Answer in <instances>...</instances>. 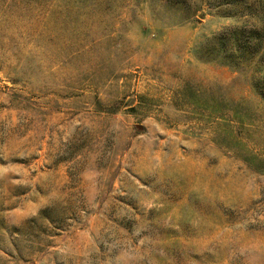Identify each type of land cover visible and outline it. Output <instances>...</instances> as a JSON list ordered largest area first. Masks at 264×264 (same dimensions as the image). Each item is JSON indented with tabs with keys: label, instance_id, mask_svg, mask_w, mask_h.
I'll return each mask as SVG.
<instances>
[{
	"label": "rangeland",
	"instance_id": "obj_1",
	"mask_svg": "<svg viewBox=\"0 0 264 264\" xmlns=\"http://www.w3.org/2000/svg\"><path fill=\"white\" fill-rule=\"evenodd\" d=\"M242 25L264 0H0V264H264V66L205 45Z\"/></svg>",
	"mask_w": 264,
	"mask_h": 264
},
{
	"label": "trees",
	"instance_id": "obj_2",
	"mask_svg": "<svg viewBox=\"0 0 264 264\" xmlns=\"http://www.w3.org/2000/svg\"><path fill=\"white\" fill-rule=\"evenodd\" d=\"M209 44L213 45L211 53L225 64L240 67L256 62L264 66V28L227 27L209 38L205 45ZM255 88L264 98V76L255 82Z\"/></svg>",
	"mask_w": 264,
	"mask_h": 264
}]
</instances>
